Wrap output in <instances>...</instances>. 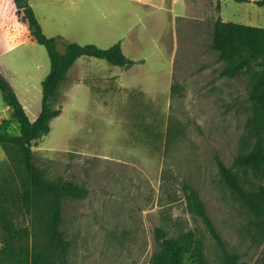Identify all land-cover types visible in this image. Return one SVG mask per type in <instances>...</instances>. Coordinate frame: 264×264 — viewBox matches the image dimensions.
Returning a JSON list of instances; mask_svg holds the SVG:
<instances>
[{
    "label": "rangeland",
    "instance_id": "1",
    "mask_svg": "<svg viewBox=\"0 0 264 264\" xmlns=\"http://www.w3.org/2000/svg\"><path fill=\"white\" fill-rule=\"evenodd\" d=\"M150 1V18H135L142 34V48L135 53L140 60L127 74L105 60L76 62L66 73L81 81L61 87L55 108L62 114L33 147L35 164L48 180L89 189L85 199L63 200L62 229L71 242L67 264H153L160 250L156 229L173 240L193 238L187 264H224L223 251L192 211L191 191L199 194L238 263L264 264V241L255 232L254 217L215 161L218 156L231 167L243 140L260 124L252 96L260 91L262 59L234 78L223 75L228 62L212 45L215 0ZM222 17L264 28V6L225 0ZM168 43L175 48L174 62ZM38 46L45 62H0L8 82L19 80L16 89L31 122L41 112L42 83L50 73L47 50ZM129 50L126 55H133ZM105 75L116 78L112 99L97 80ZM7 119L0 132L20 135L17 122ZM24 255L0 257V264H30L32 242Z\"/></svg>",
    "mask_w": 264,
    "mask_h": 264
},
{
    "label": "trees",
    "instance_id": "2",
    "mask_svg": "<svg viewBox=\"0 0 264 264\" xmlns=\"http://www.w3.org/2000/svg\"><path fill=\"white\" fill-rule=\"evenodd\" d=\"M32 0H14L15 7L22 20L27 23L30 36L39 45L46 48L50 60V73L42 83V110L36 121L28 118L15 91L0 74V91L6 106L13 112V118L20 127V135L0 132V143L17 148L26 163L31 182L30 194L26 196V213L32 215L36 233L32 237V255L30 264H67L71 242L63 232V200L65 198L85 199L89 189L77 183L59 179L48 180L44 172L35 164L33 147L37 141L51 131V122L62 114L61 108H55L58 102L60 86L66 72L82 57H93L107 63L131 68L135 62L127 58L117 43L110 48L101 49L95 45L65 43L64 51L57 49L61 38L47 37L30 7ZM247 2V0H234ZM214 49L227 60L228 67L223 75L234 78L253 62H260L262 69L258 73L260 91L252 98L260 111V124L243 140L242 150L231 167L218 157L215 161L219 173L235 194L237 199L254 217L252 224L255 232L264 241V29L253 28L235 23H223L218 19L214 31ZM6 123V121H4ZM192 211L204 222L211 237L218 243L224 254V264H239L234 254L228 252L214 222L208 215L199 194L190 192ZM156 240L160 245L154 256L153 264H187L186 255L193 248V238L184 237L173 240L162 229H156ZM196 244L195 246H197ZM196 249V248H194ZM200 254V253H198ZM194 257H199L194 256Z\"/></svg>",
    "mask_w": 264,
    "mask_h": 264
},
{
    "label": "crops",
    "instance_id": "3",
    "mask_svg": "<svg viewBox=\"0 0 264 264\" xmlns=\"http://www.w3.org/2000/svg\"><path fill=\"white\" fill-rule=\"evenodd\" d=\"M178 1L174 0V2ZM224 1H212L214 4H211L210 7L216 12L217 20L221 19L223 23H233L222 17ZM202 2L203 0H197V3ZM246 4L264 6V0H247ZM15 6L14 0H0V62H45L42 50L30 36L29 27L18 14ZM153 6L154 4L150 0H32L30 2V7L47 37L61 38L66 43L92 44L101 49H107L120 43L124 55L134 62L140 60L136 58L135 53L142 48V34L136 26L135 18L139 16L138 19H140V15L143 14L150 18L149 13ZM217 8L218 10H216ZM212 10H207L208 14H212ZM107 22L109 23L108 27L106 26ZM244 26L264 29L259 25ZM143 29L144 32L150 33L148 27ZM101 44H107V46L104 48ZM168 45L170 44L168 43ZM168 45L166 48L172 54L170 61L174 62L173 51L175 48H173V44L170 45V48ZM57 47L60 51V47L63 45L58 43ZM126 48L130 49L129 51L133 52V55H126ZM60 52L62 53V51ZM83 57L86 56L78 58L72 66L75 67L76 62ZM131 68H123V74L129 73ZM77 76L76 73H66L60 89L65 85H68L69 88L71 84L80 82L81 80H78ZM97 80L102 81L101 89L106 98H114V91L117 90L115 88L116 78L112 75H105ZM9 82L21 101L18 89H16V84L20 83L19 80L14 84L10 79ZM1 98L0 124L5 125L8 115L13 118V112L10 107L6 106L2 93ZM13 120L15 119L13 118ZM10 123L14 124L11 121ZM0 145L2 147L0 153V242L3 243L0 257L7 258L15 255L24 257L28 243L32 242V237L36 234L33 231L35 226L32 223L33 216L26 213V196L30 194L31 182L20 151L13 146L3 143Z\"/></svg>",
    "mask_w": 264,
    "mask_h": 264
}]
</instances>
